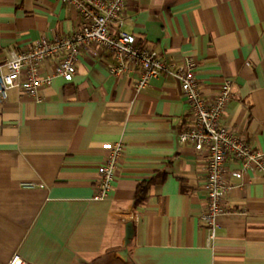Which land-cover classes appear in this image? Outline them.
Here are the masks:
<instances>
[{
  "label": "crops",
  "instance_id": "1",
  "mask_svg": "<svg viewBox=\"0 0 264 264\" xmlns=\"http://www.w3.org/2000/svg\"><path fill=\"white\" fill-rule=\"evenodd\" d=\"M122 16L165 61L195 57L208 99L231 78L223 124L264 151V0H127ZM79 26L61 0H0V64ZM111 62L106 48L86 45L72 81L56 77L40 99L16 88L0 98V264L16 253L32 264H264V173L229 160L210 238L201 221L208 154L179 140L191 121L180 82L162 74L137 90V73L112 75ZM118 141L113 188L95 200L105 145Z\"/></svg>",
  "mask_w": 264,
  "mask_h": 264
},
{
  "label": "built area",
  "instance_id": "2",
  "mask_svg": "<svg viewBox=\"0 0 264 264\" xmlns=\"http://www.w3.org/2000/svg\"><path fill=\"white\" fill-rule=\"evenodd\" d=\"M74 7L80 15L79 29L70 35L42 37L26 49L13 50L0 64V98H8V90L16 88L36 99L45 85L56 77L70 82L77 72L76 62L84 46L90 44L106 48L112 56L109 71L112 75L136 72L134 87L144 89L150 81L162 74L177 79L183 96L191 109V121L179 133L181 143L191 144L197 152H207L206 177L207 204L201 215L203 225L214 238L216 218L224 212L229 184V160L241 164L243 171L264 173V151L253 148L245 135L223 124L227 105L233 95V80L224 78L212 99L202 92L196 76L197 60L184 57L181 64L169 63L151 46L137 42L136 36L125 31L123 11L127 0H61ZM52 61L46 71L42 65ZM106 151L98 168L93 199L107 198L113 188L116 171L123 159L125 145L122 141L105 145ZM34 182L22 183L35 187ZM7 264H32L21 255L14 254Z\"/></svg>",
  "mask_w": 264,
  "mask_h": 264
},
{
  "label": "trees",
  "instance_id": "3",
  "mask_svg": "<svg viewBox=\"0 0 264 264\" xmlns=\"http://www.w3.org/2000/svg\"><path fill=\"white\" fill-rule=\"evenodd\" d=\"M151 183H153V181L142 183L139 186L138 192H137V199H136L137 203H141L147 199L148 193H149L148 189Z\"/></svg>",
  "mask_w": 264,
  "mask_h": 264
}]
</instances>
